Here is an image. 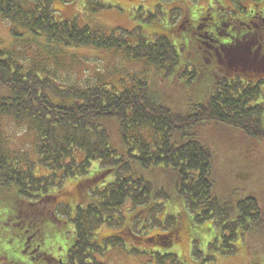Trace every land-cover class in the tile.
Instances as JSON below:
<instances>
[{
  "label": "trees",
  "instance_id": "16d2710c",
  "mask_svg": "<svg viewBox=\"0 0 264 264\" xmlns=\"http://www.w3.org/2000/svg\"><path fill=\"white\" fill-rule=\"evenodd\" d=\"M255 1L257 6L264 4V0ZM57 2L67 5L70 0H0V21L8 23L12 38L10 45L0 40V120H9L15 128L32 134L34 156L32 160L29 152L9 149L0 131V197L14 190L8 214L26 219L19 223L21 228L29 225L38 232L40 223L52 220L56 233L65 226L55 219L56 214L72 226L65 258L46 253L39 256L54 264H105L103 258L115 250L132 257L146 255L155 264H182L175 253L151 249L172 248L184 219L185 234L194 224L215 225L205 250L192 252L203 257L198 264H209L215 259L213 252L230 255L237 250L235 242L263 231V198L249 195L221 203L214 196V155L199 140L198 132L200 126L216 123L264 143V80L259 78L264 75V49L258 57H247V68L231 69L232 73L224 61L228 58L224 41L219 44L222 52L217 51L214 57L205 53L206 42L188 45L184 38L174 46L159 35L149 40L136 33L132 43L125 37L131 33L106 36L73 21L57 20ZM240 2L233 0L232 4L239 7ZM101 8L93 2L94 10ZM243 11L248 15L246 21L239 17L242 24L218 16L219 36L233 41L234 48L240 47L242 40L253 50L264 48V10L256 12L247 4L237 9L238 16ZM152 17L148 14L147 20ZM208 17L209 13L194 22L192 31L197 36L200 26L206 28L201 39L212 40L206 34L211 26ZM188 23L186 16L172 32L187 28ZM29 46L53 58L58 69L67 49L120 55L141 68L117 78V73H98L83 85L57 84L46 66L25 59L24 50ZM143 66L175 74L177 80L187 77V82L206 76L203 81L211 82L205 83L209 96L187 106L186 113H176L159 99L158 83L165 77L149 81ZM36 166L46 174L36 175ZM161 176L172 184L182 217H159L167 194L151 180ZM68 182L75 193L66 196L77 199L71 206L58 202ZM159 199L164 202L156 201ZM42 202L54 208L46 213L35 208ZM102 227L113 229V234L101 236ZM153 228L160 232L149 236Z\"/></svg>",
  "mask_w": 264,
  "mask_h": 264
},
{
  "label": "rangeland",
  "instance_id": "374dc122",
  "mask_svg": "<svg viewBox=\"0 0 264 264\" xmlns=\"http://www.w3.org/2000/svg\"><path fill=\"white\" fill-rule=\"evenodd\" d=\"M173 1L170 3L161 0H70L67 5L55 3L54 16L59 21H73L78 27H88L90 30L106 36H121L124 32L131 33L125 37L132 43L135 42L134 35L136 33L149 40L154 39L155 35H159V37L168 39L174 46H178L182 42V38L188 45L198 44V41L199 43L206 42L208 46L203 47L206 50L205 53L214 57L217 51L222 52L219 44L224 41L226 36H219L218 32H216V37L212 40L207 39L206 36L201 39V35L204 34L203 32L204 30L206 31V28L200 26L196 36L192 31L194 22L209 13L208 19L213 18L214 23L219 21L218 16H222L230 23L242 24L239 17H243L246 21L248 11H243L245 14L241 12L240 16H238L236 13L237 9L240 10L243 6L249 4V7H253L256 12L264 10V4L257 6L258 2L255 0H241L239 7L232 4L233 0ZM93 2L99 3L103 8L94 10ZM148 14L153 16L150 18V22L147 20ZM186 16L189 21L188 27L183 30L178 29L179 34L172 32L173 28L177 27ZM252 28L253 26L250 29ZM221 29L226 33L225 28ZM0 40L5 45L12 43L8 23L2 21H0ZM246 43L247 41L242 40L240 47L233 48L235 44L232 41L230 47L235 54H238L243 49L244 53H241V56L251 55L253 57L254 50ZM65 51L66 56L59 59L61 70L54 66L55 61H53V58H47L34 47L29 46L24 50L25 59L36 60L42 67L46 66L49 72L53 74L57 84L74 82L75 84L83 85L87 80L92 82L98 73L104 74L105 71L113 74L117 73V78V76H122L119 74H133L141 68L140 64L129 63L120 55L115 56L114 54L92 49H67ZM199 52L200 55L204 54L201 50ZM226 53L233 55L231 49ZM182 60H184V57H182ZM232 66L235 67L236 64ZM220 69L222 70L221 66ZM143 71L144 73L147 72L149 81L152 77H165V79H160L158 83L159 99L162 104L176 113H186L187 106L192 103L204 102L209 96L210 91L205 86V83L208 82L210 84L211 82L210 80H206L207 82L203 81L204 78H207L206 76L202 77V79H194L191 82H187V77L179 76L177 80L175 74H167L164 70L154 71L150 67L146 68L143 66ZM229 71L234 73L232 70ZM259 78L264 80V75ZM114 82L116 81L113 80ZM262 121L264 124V113ZM0 122V131L3 133V138L6 140L9 149L15 150L19 154L29 152V157L34 160L31 147L32 134L27 132L25 128H15L14 124L10 123L9 120L1 119ZM199 130L198 135L201 137L199 140L205 142L214 155L211 175L214 182V196L221 203H226L230 200L235 202L249 195L264 199V143L260 140H253L236 129L221 124L202 125ZM96 166V163L92 164L91 169ZM34 171L36 175L46 174L45 170L37 166ZM151 181L155 183L156 187L163 188L167 194L163 209L158 213L159 217L162 218L166 215L180 216L181 213L183 214L181 202L176 199L172 184L163 176ZM71 183L68 182L67 191L59 198L58 202L71 206L77 200H72L66 196L69 193H75L74 185ZM14 195V190H10L7 193H3L0 197V264H54L41 258L39 256L40 253L65 258L70 238H72L71 223L66 218L64 219L62 215L56 214L57 217L55 219L65 224L56 233L53 232L55 222L52 220L40 223L38 232H35V228H30L29 225L21 228L19 223L26 219L21 220L13 216L10 218V214H8L10 212L9 204L12 202ZM161 200L164 199L156 201L164 202ZM23 208L31 209L26 205ZM35 208L42 209L46 213L49 211L48 209L52 210L54 205L48 206L42 202L41 205ZM182 222L183 226L179 232L178 241L172 248L163 250L160 246H156L151 249V252H159L161 254L175 253L182 264H198L203 257H195L192 252L195 249L199 251L205 250L207 243L214 236L213 228L215 225H212L211 222H205L202 225L194 224L191 231L185 234L187 223L184 219ZM24 231H27V233L23 234ZM113 231V229L107 227H102L99 230L100 235L104 237L113 234ZM136 232H140V230ZM159 232L157 228H153L150 230L149 236ZM28 236H31L29 241L26 239ZM57 240H59V248L55 245ZM235 244L237 250L230 255L221 256L213 252L215 259L209 264H264V229L257 233L247 234L242 241L235 242ZM62 261L65 260L62 259ZM103 261L105 264L156 263L154 259H149L146 255L132 257L115 250L109 251ZM165 264L169 263L166 262Z\"/></svg>",
  "mask_w": 264,
  "mask_h": 264
},
{
  "label": "flooded vegetation",
  "instance_id": "af4514ba",
  "mask_svg": "<svg viewBox=\"0 0 264 264\" xmlns=\"http://www.w3.org/2000/svg\"><path fill=\"white\" fill-rule=\"evenodd\" d=\"M249 13H251L250 11H249ZM210 30H209V32H206V34L208 35V33L211 35V37L214 39V37H216V32H217V30L219 29V26H220V22L218 21L217 23H214L213 22V18L212 19H210ZM230 44L231 43H229V44H225V48L224 49H226L227 51L229 50V49H232L231 47H230ZM254 44H256V43H254ZM264 48H261V49H258L257 50V52H256V55H255V57H257V55H258V52L260 51V50H263ZM260 53V52H259ZM238 67H243V69H245V68H247V65L245 66V64H243V63H241V65H239Z\"/></svg>",
  "mask_w": 264,
  "mask_h": 264
}]
</instances>
